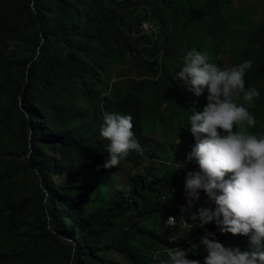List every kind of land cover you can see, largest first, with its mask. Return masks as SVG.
Wrapping results in <instances>:
<instances>
[{
  "label": "trees",
  "instance_id": "16d2710c",
  "mask_svg": "<svg viewBox=\"0 0 264 264\" xmlns=\"http://www.w3.org/2000/svg\"><path fill=\"white\" fill-rule=\"evenodd\" d=\"M144 2L155 7L141 16L129 0H0V264H162L172 247L203 264L205 249L187 238L205 226L226 247L255 250L214 222L177 237L155 225L180 198L164 161L185 160L188 116L206 104L175 78L182 56L207 52L220 68L219 55L231 66L252 60L245 87L260 96L244 107L264 112V19L252 23L231 0H182L183 16L178 0ZM141 19L155 35L132 34ZM105 111L132 116L142 150L98 170ZM248 131L264 134V120ZM119 167L128 194L112 188ZM79 172L91 180L79 184Z\"/></svg>",
  "mask_w": 264,
  "mask_h": 264
},
{
  "label": "clouds",
  "instance_id": "9594fccd",
  "mask_svg": "<svg viewBox=\"0 0 264 264\" xmlns=\"http://www.w3.org/2000/svg\"><path fill=\"white\" fill-rule=\"evenodd\" d=\"M252 64L249 59L221 69L209 61L207 52L192 49L182 56V67L175 73V78L195 96L206 92L207 103L200 111L192 109L188 116L187 130L195 143L186 159L164 161L174 173L169 191L185 197L186 205L180 211L189 231L180 233L165 227L166 219L170 225L175 224L173 216L161 221L160 228L175 231L177 237L214 222L221 234L247 236L255 246L254 251L226 247L214 232L205 230L199 237L207 253L203 264H264V134L248 131L255 126L256 119L244 107L260 96L257 88L245 87L244 77ZM241 94L242 102L238 104ZM133 128L132 116L103 113L100 136L109 143L98 170L116 168L131 151L142 150ZM194 163L198 170L187 171L183 178V171ZM200 196L203 203L188 216L191 223L186 222L183 214L190 211ZM166 255L162 264H201L200 260L189 259L188 252L180 247L169 248Z\"/></svg>",
  "mask_w": 264,
  "mask_h": 264
},
{
  "label": "rangeland",
  "instance_id": "374dc122",
  "mask_svg": "<svg viewBox=\"0 0 264 264\" xmlns=\"http://www.w3.org/2000/svg\"><path fill=\"white\" fill-rule=\"evenodd\" d=\"M144 1H154V0H129V2L131 3L130 8L136 9L138 15H141V16H144L145 14H150V12L154 10L155 6L153 7L150 4H146ZM231 4H232V7L234 9L246 8L248 10V15H249L250 21L252 23H258L264 19V0H231ZM178 8H179L181 16L187 15L188 13L191 12L190 9L183 4L182 0H178ZM218 59H219V62L221 63V69L231 67V63H230V61L226 55H219ZM130 65H131V63L128 64V66H130ZM199 102H200V104H202V102L207 103L205 94H202L201 96H199ZM202 108H203V106H202ZM250 113L254 114V117L256 119L257 124L260 125V121L264 120V112L258 111V112L253 113L250 111ZM258 119H260V120H258ZM236 130H239V126H237ZM169 152L173 153L171 150ZM183 156L186 159L187 154L183 153ZM167 159L175 160V159L169 158V157ZM175 161H177V160H175ZM141 170H142V166L139 167V171H141ZM128 177H129L128 171L123 170L122 168L119 167L117 169V173L113 174L112 188L117 189V190H125L127 185H124V187H122V186H123V184L126 183ZM90 180H91L90 175L83 173V172H79L78 177H77V182L79 184H81L83 182H87V181L89 182ZM125 193L128 194L129 189H126ZM156 228H158L157 231L160 230L159 220L157 221V223L155 225V229ZM207 228L208 227L205 226V228L202 231H200V234H201L200 236H202L204 234V231L207 230ZM170 236H172V234ZM200 236L192 233L191 235L188 236L187 242L189 244H191L192 246L204 248V246H202L200 244V241H199ZM106 237L108 238V240L111 241L114 239V233L109 235L110 238L108 236H106ZM171 240L174 241V243L177 242V239L174 237H171ZM61 242L63 245L68 246V247H72V248L75 245L74 242H72L71 240H68L66 238H62ZM220 242L223 244L222 241H220ZM109 258L116 260L118 262L122 261L121 257L115 251L109 252ZM63 264H67L66 261H64Z\"/></svg>",
  "mask_w": 264,
  "mask_h": 264
},
{
  "label": "built area",
  "instance_id": "2783aa9c",
  "mask_svg": "<svg viewBox=\"0 0 264 264\" xmlns=\"http://www.w3.org/2000/svg\"><path fill=\"white\" fill-rule=\"evenodd\" d=\"M132 31H133L132 34L134 36H140V35H144V36L145 35H148V36L151 35L152 36V35H155V24L152 23L151 21L147 20V19H141L140 22L136 25V27H133ZM195 170H198V168H197L196 164L194 163L190 168H187L185 171H183L182 177L185 178V174L187 171H195ZM201 193H203V191H201ZM203 201H204V199L200 196V200L195 202V204L190 209V211L183 214L186 222L191 223V221L188 220V216L190 215L191 212H194L197 207H200L201 204L203 203ZM185 205H186L185 197H183V198L181 197L178 200V202L175 204V206L178 208L177 213L175 215H171L173 217H176L175 224L170 225L166 219L164 222L165 227H170V228L176 229V231H178L180 233L189 231V229L185 227L184 221L181 218L180 209L182 206H185Z\"/></svg>",
  "mask_w": 264,
  "mask_h": 264
}]
</instances>
